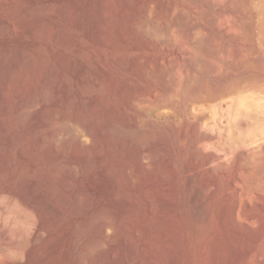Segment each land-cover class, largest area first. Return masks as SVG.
<instances>
[{
  "label": "rangeland",
  "instance_id": "rangeland-1",
  "mask_svg": "<svg viewBox=\"0 0 264 264\" xmlns=\"http://www.w3.org/2000/svg\"><path fill=\"white\" fill-rule=\"evenodd\" d=\"M246 252L264 264V0H0V264Z\"/></svg>",
  "mask_w": 264,
  "mask_h": 264
},
{
  "label": "bare ground",
  "instance_id": "bare-ground-1",
  "mask_svg": "<svg viewBox=\"0 0 264 264\" xmlns=\"http://www.w3.org/2000/svg\"><path fill=\"white\" fill-rule=\"evenodd\" d=\"M28 76H29V72H28ZM42 79H44V78H42ZM246 253H244V254H246ZM254 253H247L246 255H242L243 257L245 256L244 258L242 257L244 260L242 258H241L242 260L240 258H237L238 260H236L235 263H233V264H252L251 259L254 256Z\"/></svg>",
  "mask_w": 264,
  "mask_h": 264
}]
</instances>
